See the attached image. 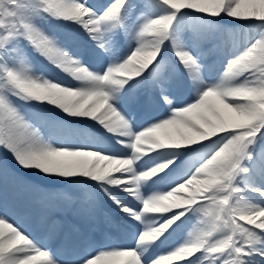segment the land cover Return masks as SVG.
Listing matches in <instances>:
<instances>
[{
	"label": "snow or ice",
	"instance_id": "obj_1",
	"mask_svg": "<svg viewBox=\"0 0 264 264\" xmlns=\"http://www.w3.org/2000/svg\"><path fill=\"white\" fill-rule=\"evenodd\" d=\"M0 264H264V0H0Z\"/></svg>",
	"mask_w": 264,
	"mask_h": 264
}]
</instances>
